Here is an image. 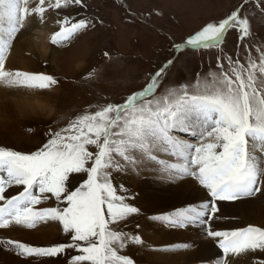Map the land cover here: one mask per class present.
Listing matches in <instances>:
<instances>
[{
    "label": "snow or ice",
    "instance_id": "obj_1",
    "mask_svg": "<svg viewBox=\"0 0 264 264\" xmlns=\"http://www.w3.org/2000/svg\"><path fill=\"white\" fill-rule=\"evenodd\" d=\"M29 3L30 0H0V83L45 90L57 84L52 76L9 71L5 67L7 52L27 18L34 14L43 23L46 0H39L34 8ZM72 4L83 6L82 0H47V7L53 9ZM90 23L68 17L58 20L59 31L51 36V43L68 41L87 30ZM229 28L238 30L241 40L250 35L248 19L232 11L218 23L203 26L184 42V47H219ZM174 47L181 49V45ZM171 64L169 60L151 75L146 87L128 95L123 103H108L70 119L66 127L50 132L47 143L34 152L0 147V229L13 224L33 228L40 221H58L71 238V243L49 247H32L12 240L0 244L11 246L22 258L55 257L74 249L78 254L71 257L69 264H135L122 252L130 244L143 246L144 241L112 225L139 214V209L127 202L131 195L118 194L111 174L128 165L150 162L175 179H195L211 197L199 205L150 219L169 227H200L208 237L218 240L224 257L219 264H228L229 255L264 252V228L249 225L216 231L209 223L219 211L216 201L251 198L264 187V167L257 155L259 152L264 156V50L260 51L259 63L249 57L245 67L228 58L227 71L218 64L219 73L208 74L211 79L198 77L191 86L182 84L156 96ZM95 74L93 70L89 77ZM173 133L188 134L200 142L193 145ZM157 153L174 157L177 162L159 160ZM74 173H84L87 178L73 190L69 183ZM13 186L22 187V191L6 197V191ZM120 191L126 189L121 185ZM50 197H55L57 207L35 209ZM189 247L179 244L166 250Z\"/></svg>",
    "mask_w": 264,
    "mask_h": 264
},
{
    "label": "rangeland",
    "instance_id": "obj_2",
    "mask_svg": "<svg viewBox=\"0 0 264 264\" xmlns=\"http://www.w3.org/2000/svg\"><path fill=\"white\" fill-rule=\"evenodd\" d=\"M34 1L30 0L29 4ZM52 2L54 3V0ZM82 5L72 4L61 9H53L47 7L46 0L44 7L47 10L43 19L48 24L42 26L40 35L44 46L39 44L31 49L24 46V53L31 55L25 57L29 62L30 73L52 76L57 84L49 89L37 90L39 93H36L37 95L35 91L34 94L22 91L23 96L15 97L14 93L0 96V147L22 153L38 150L47 143L50 132L66 127L70 119L83 114L86 110L94 112L108 103L121 104L131 93L141 91L149 83L151 75L169 60H172V64L163 76L155 92L156 96H160L168 88H177L182 84L191 86L198 77L202 80L211 79L208 74L219 73L218 64L227 71L228 58L238 60L245 67L249 57L259 63L260 51L264 50V0H82ZM232 11H238L242 18L248 19L250 24L248 37L241 40L239 31L229 28L219 47L199 49L184 47V42L203 26L218 23ZM64 17L73 21L87 19L91 23L87 30L77 33L68 41L52 44L51 36L59 31L57 21L63 20ZM26 28L17 33L12 45H18L19 40L25 39L23 34L26 33ZM30 36L26 34V37ZM175 45H181V49H176ZM105 53L108 55L105 56ZM18 58L16 56L17 60ZM76 61L81 64L79 69L76 68ZM93 70L96 74L89 77ZM229 75L231 76V73ZM32 105L41 107L43 111L37 112L39 115L23 118L22 110L29 112ZM173 134L193 145L200 142L197 137L188 134ZM89 149L95 151L91 146ZM156 155L159 160L177 162L174 157L159 153ZM257 155L261 157L262 164L264 156L259 152ZM140 159L137 155V160ZM141 165L156 168L160 178L158 180L161 182L173 183L169 175L160 174L159 165L150 162H138L135 166H126L122 171H113L111 180L118 194L131 195L132 199L127 202L137 207L139 214H134L112 226L117 230L123 229L132 235H139L144 241L143 246L130 244L122 252L123 255L132 258L135 264H160L163 260L159 259L158 255L162 256L167 250L161 249L164 248L162 245L160 248L156 245V237L150 238L152 232L147 229L146 223L153 222L168 230L182 231V228L169 227L165 223L150 219L161 214L157 213L156 207L143 202L139 197L136 186L141 180ZM86 178L84 173L72 174L69 187L74 190ZM185 180L191 181L198 188L201 187L198 181L191 177ZM121 185L126 191H120ZM200 189L206 191L202 187ZM19 191H22V187L13 186L6 191L5 196L10 198ZM204 195L207 200H211L207 193ZM257 195L258 193L255 196ZM2 203L0 201V205ZM215 203L219 208L215 214L217 218L222 215L221 210L226 211L231 207L230 201ZM259 204L260 212L254 213L253 217L248 215L244 220L243 217L236 218L235 230L249 225L264 228L262 198L259 199ZM57 206L55 197H50L36 205L35 209ZM223 216L225 219L228 214ZM44 222L49 221H40L33 228L13 224L4 230L0 229V241L12 240L32 247L71 243L70 236L63 232L58 221H54L53 224H43ZM41 229L45 235L36 232ZM9 231H21L25 234L17 233L16 236L5 234ZM76 254L78 253L74 249H66L64 253L55 257L22 258L11 246L0 244V264H69L71 257ZM222 258L223 255H220L219 259ZM261 262H264V252L257 250L243 253L241 261L235 264Z\"/></svg>",
    "mask_w": 264,
    "mask_h": 264
},
{
    "label": "bare ground",
    "instance_id": "obj_3",
    "mask_svg": "<svg viewBox=\"0 0 264 264\" xmlns=\"http://www.w3.org/2000/svg\"><path fill=\"white\" fill-rule=\"evenodd\" d=\"M37 1L38 0L31 2L32 4H29V7L34 8L38 4ZM47 24H48L47 21L44 19H43V23H41L40 18L34 14L30 15L27 18L25 22V26L23 27L26 28V26H29L26 28L27 30L26 33L23 34L25 36V39L19 40L18 45L13 44L7 52V58L5 60V67L7 70L9 71L19 70V71L29 72L28 70V68L30 67L29 62L25 57L31 55H25L24 46L25 47L28 46L31 49L32 47L35 48V46H39V44H41L43 47L44 46L42 42L43 39L40 36L42 32L41 29L43 30L42 26H47ZM26 34L31 35L30 38L26 37ZM16 56H18L20 59L18 58L17 60ZM52 62H54V60ZM75 64H76V68L79 69L81 64L77 61L75 62ZM0 86H3L0 88V96L5 95V93H14L16 94L15 97L19 95L23 96L22 91L26 93L32 92L31 94H34L33 92L35 91V94L36 93L39 94L37 90H26L22 88L7 87L3 83H0ZM10 91H14V92H10ZM39 111L42 112L43 109L37 105H32L29 112L22 110V113H24L22 117L25 118L26 116L29 115H35V116L39 115V113H37ZM262 164L261 166H264V161H262ZM160 174L164 175L165 173L161 172ZM140 176H141V180L139 184H137L136 186L137 192H139L138 193L139 197L143 202H146L156 207L158 211L157 213L161 214L160 216H164L166 214L172 213L180 208H186L192 205H199L202 202L209 201V199L207 200L206 196L204 195L207 193V190L202 191L200 189L201 187L198 188L191 181L185 179L184 180L175 179L174 177L170 176V179L173 182L172 184H169L170 183L169 181L168 184L161 182L160 180H158L159 173H157L156 168H149V166L141 165ZM260 198H262V201H264V187H262V192L258 193V195L255 196L254 198L230 202L231 207H228L226 211H222L220 209L221 210L220 214L222 215H219V218L215 217L211 221H209L210 225L216 231L235 230L236 224L234 225V223L236 222V218L243 217L242 220H244L245 217H248V215L250 217H253L254 213L260 212V208H261V205L259 204ZM225 214H228V217L224 219L223 215ZM47 223L53 224L54 221H49ZM47 223L44 222L43 224H47ZM146 225H147V229L150 232H152V237L150 236V238L153 239V237H156L155 243L157 246H159V248L161 245L164 246V248L161 249L164 250L169 249L172 246L179 244L190 245V247L187 249L167 251L162 256L158 255V258L163 260L160 264H219V262L221 261L219 257L220 255H223V252L218 247V243H217L218 240H213L212 238L208 237L206 233L201 231L200 227H193L189 225V227L182 228V231H176L177 229L168 230L153 222H147ZM36 232L39 233V235L45 233L44 231H42V229L41 231H36ZM17 233L21 234L24 232L9 231L6 232L5 234L16 236ZM242 258H243V253L240 255H229L226 259L228 261V264H235L237 261L239 260L241 261Z\"/></svg>",
    "mask_w": 264,
    "mask_h": 264
}]
</instances>
